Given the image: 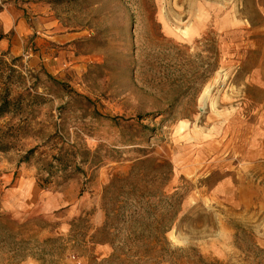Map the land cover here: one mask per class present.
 Listing matches in <instances>:
<instances>
[{
  "label": "rangeland",
  "instance_id": "1",
  "mask_svg": "<svg viewBox=\"0 0 264 264\" xmlns=\"http://www.w3.org/2000/svg\"><path fill=\"white\" fill-rule=\"evenodd\" d=\"M0 6V264H264V0Z\"/></svg>",
  "mask_w": 264,
  "mask_h": 264
},
{
  "label": "trees",
  "instance_id": "2",
  "mask_svg": "<svg viewBox=\"0 0 264 264\" xmlns=\"http://www.w3.org/2000/svg\"><path fill=\"white\" fill-rule=\"evenodd\" d=\"M1 37L2 36H0V39ZM55 83L62 85V83L57 81H55ZM23 96L24 95L21 94L12 96L9 87L6 84H4V86L0 84V119L7 115L16 116L20 113L22 106L24 105L25 97ZM31 99L34 101L36 100V97L32 96ZM21 130V123H6L4 126L0 124V151L10 149L15 140L19 137V134H21ZM31 152L32 149L27 150L21 156V161L28 160L29 153ZM56 159L59 163L63 161L60 156ZM10 222L11 221L8 220L6 216L0 215V242L7 243L9 248L8 251H11L13 254L12 256H16L18 246H16L15 233H13V230L9 225Z\"/></svg>",
  "mask_w": 264,
  "mask_h": 264
},
{
  "label": "crops",
  "instance_id": "3",
  "mask_svg": "<svg viewBox=\"0 0 264 264\" xmlns=\"http://www.w3.org/2000/svg\"><path fill=\"white\" fill-rule=\"evenodd\" d=\"M40 39H38V41H39Z\"/></svg>",
  "mask_w": 264,
  "mask_h": 264
}]
</instances>
